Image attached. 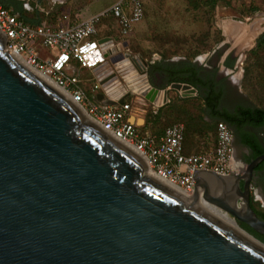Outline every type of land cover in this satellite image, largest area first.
I'll return each instance as SVG.
<instances>
[{"label": "water", "instance_id": "obj_1", "mask_svg": "<svg viewBox=\"0 0 264 264\" xmlns=\"http://www.w3.org/2000/svg\"><path fill=\"white\" fill-rule=\"evenodd\" d=\"M171 89L196 93L189 84ZM160 92L143 97L154 103ZM263 160L229 177L199 172L195 190L210 177L208 203L264 236L251 206ZM147 169L140 154L20 62L0 33V264H264L263 242Z\"/></svg>", "mask_w": 264, "mask_h": 264}, {"label": "rangeland", "instance_id": "obj_2", "mask_svg": "<svg viewBox=\"0 0 264 264\" xmlns=\"http://www.w3.org/2000/svg\"><path fill=\"white\" fill-rule=\"evenodd\" d=\"M32 1L35 2L33 5H39L44 21L55 25L63 16H69L71 23L76 24L100 15L120 0ZM143 1L144 19L130 35L123 36L116 20L111 16L105 18L99 28L102 35L112 37L114 52L125 56L124 61L126 60V63L113 62L117 57L112 53L103 71L104 80L109 78V82L112 81L111 87L128 92L125 101L131 105L132 117L137 122L143 123L142 118H139L141 116L147 122L154 112L147 100L141 98V81L132 77L136 74L135 70L140 72L139 75H142V71L147 74V80L151 84L150 66L156 63L184 62L206 70H218L216 80L223 81L227 88L223 106L229 109L240 105L264 108V53L260 60L255 59L252 53L257 48L259 37L264 33V0ZM38 53L46 54L42 48L38 49ZM226 62H233V67H227ZM226 68L233 73L227 74L224 71ZM80 78L81 86L94 99L100 91L94 89L96 80L93 71L83 70ZM156 81L159 82V79ZM172 98L178 100L185 113L178 111L177 114H170L169 125H186L187 118L205 119L202 102L198 98L187 100L184 104L174 93ZM211 127L212 130L205 127L201 134L190 135L187 146L191 148L202 144L204 152H210L216 143L215 125ZM140 131L144 136L156 135L143 129ZM197 136L202 137V143ZM234 196L236 193L229 195L230 198ZM238 224L258 239L250 232L249 226L242 222Z\"/></svg>", "mask_w": 264, "mask_h": 264}, {"label": "built area", "instance_id": "obj_3", "mask_svg": "<svg viewBox=\"0 0 264 264\" xmlns=\"http://www.w3.org/2000/svg\"><path fill=\"white\" fill-rule=\"evenodd\" d=\"M109 16L116 20L121 34L128 36L144 19V1L120 0L102 14L76 24L63 16L57 27L47 21L32 27L0 4V33L11 53L21 57L36 73L49 79L90 120L145 158L156 177L191 193L196 188L195 175L199 172H213L225 177L240 173L234 167L237 161L235 135L224 121L217 125V144L210 154L184 153L185 125L182 123L168 127L160 137L140 135L137 121L132 117L131 105L125 101L128 92L111 87L109 78L104 80L103 71L112 53L118 62L126 63L125 58L119 60L121 55L114 52L112 37L100 32L101 23ZM39 48L46 54L38 53ZM83 70L94 73V89L100 91L94 99L89 98L81 86L80 72ZM134 72L136 74L132 78L141 81V98L146 100L143 93L155 88L148 82L147 74L141 71L142 75H139L137 70ZM100 94L105 96L103 101L97 99ZM107 101L117 104L108 106Z\"/></svg>", "mask_w": 264, "mask_h": 264}, {"label": "trees", "instance_id": "obj_4", "mask_svg": "<svg viewBox=\"0 0 264 264\" xmlns=\"http://www.w3.org/2000/svg\"><path fill=\"white\" fill-rule=\"evenodd\" d=\"M4 6L7 7L6 5ZM24 22L26 23L25 20ZM252 53L255 59L260 60L262 53H264V33L259 37L257 41V48L253 50ZM226 66L231 67V64L226 62ZM217 71L218 70L208 71L204 68L197 67L192 63H158L150 67L149 74L151 82L154 84L157 77H162L163 80L168 83V85L175 83H186L199 90L200 96L198 99L202 102V111L204 113L205 111H209L212 117L218 119L214 128V130L216 129V143L217 125L221 121L226 122L230 127L235 126L239 131H241V133H243L242 131L246 126L253 127L254 129L260 131L264 130V108L238 107L234 113H230L221 109L224 92L221 83H217L215 80ZM89 98H91L90 95ZM186 101L187 100H182L183 104ZM168 106L169 107L166 109H160L156 114L152 113V117H149L150 119L147 120L146 125L144 127L138 128L139 133L142 134L140 130L143 129L148 133L161 136V134L164 132H161V129H159V123L165 118V113L166 115H169H167V117H170V120V114H177L178 111L185 113V109H183V106L180 105L178 100H173ZM185 123V138L183 143L184 153L186 155H190L185 151L186 144L189 142L187 138L190 135L201 134L205 127L206 129L208 128L207 130H212L213 127L209 126L203 118H187ZM149 124L151 125L149 126ZM245 134L246 133L241 134L240 140L244 146L251 150L252 156L250 159H248V161L251 162L259 156L264 155V139L261 141L255 134H252L251 136H246ZM263 162L264 160L261 162V164H259V166H257L258 169H262V164H264ZM251 206L259 218L264 220V209L261 207V205L251 199ZM250 232H253V234H255L258 239L264 242V236L255 233L251 228Z\"/></svg>", "mask_w": 264, "mask_h": 264}, {"label": "crops", "instance_id": "obj_5", "mask_svg": "<svg viewBox=\"0 0 264 264\" xmlns=\"http://www.w3.org/2000/svg\"><path fill=\"white\" fill-rule=\"evenodd\" d=\"M3 2V3H2ZM32 3H35L34 1L30 0V1H21V0H0V4L5 7L4 5H6L7 9H10L12 10L15 14H17L20 18H22L23 20L26 21V23L32 27H36V26H39L42 22H44V19L42 18V11L41 9L38 8V4H32ZM4 4V5H3ZM69 18V16H67ZM61 19V18H60ZM60 19L57 21L58 23L57 24H50V25H53V26H59L60 25ZM70 20V18H69ZM175 63V62H173ZM211 63V61H210ZM157 64V63H156ZM231 64V68L233 67L234 63L233 62H230ZM155 65V64H153ZM152 66V65H151ZM150 66V67H151ZM212 69V68H210ZM224 69V68H223ZM214 70V69H212ZM209 71V70H208ZM227 74H231L233 73V71H231L230 69L226 68L224 70ZM82 72V71H81ZM80 72V74H81ZM217 75V74H216ZM157 78L159 79V82H157ZM156 80H155V84L153 82H151L152 86L155 88V89H158L160 90L161 92L157 94V97H156V100L154 101V103L150 102V101H147L149 103L150 106L153 107V112L154 114H156L160 109L164 108L166 109V106H168L172 100L174 98H172V94L174 93V95H176V97H178L179 99L181 100H193V99H196L200 96V92L198 89H196L195 87H193L195 90H196V93L195 94H190V96L188 97H183V93L182 92H179L177 90H174V89H171V85H168V83H166L162 77H157ZM151 79V78H150ZM215 80H216V77H215ZM217 83H221V86L223 88V99H222V103H221V109L224 110V111H228L230 113H234L236 111V109L238 108L235 107L234 109H229L228 107L226 106H223V103H224V98L226 96V92H227V88L225 85H223V81L220 82V80H216ZM158 85H157V84ZM229 83V82H228ZM181 84H186V83H181ZM165 92L167 94V97L165 95ZM172 92V93H171ZM165 113V112H164ZM168 115V114H167ZM166 113H165V118L162 120V122H160V126H159V129H161V132H164L165 129L167 128L166 125L168 126L169 125V121H170V117H167ZM169 116V115H168ZM134 118V117H133ZM139 118H142V121L140 124V122H136L138 124V128L140 127H144L146 125V118L144 116H141ZM205 122L209 125V126H213L216 124L217 122V118H214L211 116V114L209 113V111H205ZM137 121V120H136ZM140 124V125H139ZM172 124V123H170ZM151 124H149L150 126ZM174 125V124H172ZM171 125H169L168 127H170ZM160 131V130H158ZM139 132V131H138ZM264 133V130H259V134H255L258 136V138L262 141L264 139V134H261V133ZM245 133L244 129H243V134ZM163 134V133H162ZM161 134V136H162ZM141 135V134H140ZM246 136H251L252 134H245ZM142 136V135H141ZM147 136H150V135H147ZM153 136V135H152ZM155 137H160L158 135H154ZM198 140H200V143H202V137L200 136H197L196 137ZM216 144L214 145V148L211 149L210 152H204V148L201 146V145H196V146H193V147H189L187 146L186 144V147H185V151L188 152L190 155L191 154H210L212 153L214 150H215V147H216ZM246 147V146H245ZM183 148H184V145H183ZM248 148V147H246ZM249 149V148H248ZM250 150V149H249ZM245 151L247 153H249V151L247 149H245ZM240 162V161H238ZM252 190H254V192L256 193V196H257V203H259L260 205H263L264 204V197H263V192L261 190V188L258 187L257 184H253L252 186ZM253 192V193H254ZM263 197V198H262ZM255 201V202H256Z\"/></svg>", "mask_w": 264, "mask_h": 264}, {"label": "bare ground", "instance_id": "obj_6", "mask_svg": "<svg viewBox=\"0 0 264 264\" xmlns=\"http://www.w3.org/2000/svg\"><path fill=\"white\" fill-rule=\"evenodd\" d=\"M20 62H22V63H24V64H26L25 63V61L21 58V57H19V56H17V55H15L14 53H12ZM41 76V75H40ZM42 78H44L46 81H48L49 83H52L49 79H47L45 76H41ZM53 84V83H52ZM85 115V114H84ZM86 116V115H85ZM87 117V116H86ZM88 118V117H87ZM144 159V161L146 162V160H145V158H143ZM147 163V162H146ZM240 162H238V161H236L235 162V164H234V167H235V169H237V170H239L240 171V167H239V164ZM240 165H244L242 162L240 163ZM147 167H148V165H147ZM241 171H243V168L241 167ZM240 171V172H241ZM146 173H148L149 175H151V176H154V177H156L155 175H154V173L153 172H151L150 171V169H149V167H148V169L146 170ZM158 178V177H157ZM210 178V177H209ZM209 178L208 177H205V180H203V182H201L200 183V185H199V187L194 191V192H192V193H188V192H185L184 190H182L181 188H179V187H175V186H172L171 184H169L168 182H166L165 180H162V179H160V180H162V181H164L165 183H167V184H169V185H171L172 187H174V188H176L178 191H180V192H183V193H185V194H187V195H189V196H191L193 199H195L197 202H199V203H201V204H203V205H205L206 207H208L209 209H211L212 211H214L217 215H219L222 219H224L227 223H229L231 226H233L235 229H237V230H239L240 231V229H239V227H238V225H237V223H236V219L235 218H231V217H229V216H227V215H225V214H223L221 211H219V209L217 208V206H215V205H212L211 203L209 204L208 203V201H207V199H206V194H207V192H206V190L207 189H205V187H206V185H207V180H209ZM235 179H234V177H231V178H228V181H230L231 183L234 181ZM218 189L219 188H217V187H213L212 186V189H211V187H210V191H212V193L214 194V192H216L217 194H218ZM208 192H209V190H207ZM219 192H221V189L219 190ZM236 196L238 197V195L236 194ZM240 210V209H239ZM243 214H245V212H242Z\"/></svg>", "mask_w": 264, "mask_h": 264}, {"label": "flooded vegetation", "instance_id": "obj_7", "mask_svg": "<svg viewBox=\"0 0 264 264\" xmlns=\"http://www.w3.org/2000/svg\"><path fill=\"white\" fill-rule=\"evenodd\" d=\"M239 107H242V105H240ZM243 107H245V106H243ZM231 129L233 130L234 135H235V138H234V146H235V157H236V160L237 161H240V163L241 162L242 163L245 162V163L249 164L250 161H248V159H250V157L252 156V152H251V150H249L248 148H246L242 144V142L240 140L241 134H243V133H241V131H239L235 126H232ZM244 131H245L246 134H259L258 133L259 130L254 129L253 127H250V126L244 127ZM261 134H264V133L262 132ZM245 149H247L249 151V153H247L245 151ZM240 163L238 164L239 167H242L243 168V171H245V173H246L245 166L244 165H240ZM259 164H261V162ZM259 164L257 166H259ZM262 165H263L262 166V169H258L257 167L255 168L254 176H253V184H257L258 187L261 188V190L263 192V197H264V164H262ZM251 199H253L254 201H256L257 196H256V193L255 192L254 193L253 192L251 193ZM261 207L264 209V204L261 205Z\"/></svg>", "mask_w": 264, "mask_h": 264}]
</instances>
